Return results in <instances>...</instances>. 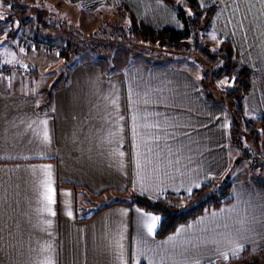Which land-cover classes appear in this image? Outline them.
<instances>
[{"label": "crops", "instance_id": "1", "mask_svg": "<svg viewBox=\"0 0 264 264\" xmlns=\"http://www.w3.org/2000/svg\"><path fill=\"white\" fill-rule=\"evenodd\" d=\"M11 1L0 0V264H226L264 250V179L235 182L230 202L163 237L159 220L148 232L159 216L129 201L134 192L190 193L230 164L226 109L192 74L154 63L123 68L99 55L64 60L26 33ZM65 1L88 10L124 4L155 30L180 24L163 0ZM196 1L218 3L209 34L216 45L228 40L248 67L247 108L264 114V0ZM67 66L60 84L42 78Z\"/></svg>", "mask_w": 264, "mask_h": 264}, {"label": "trees", "instance_id": "2", "mask_svg": "<svg viewBox=\"0 0 264 264\" xmlns=\"http://www.w3.org/2000/svg\"><path fill=\"white\" fill-rule=\"evenodd\" d=\"M163 1L171 5L176 4L178 6L181 0ZM187 1V4L189 5L188 14L185 13L186 11H184V9H178L180 7H176L178 17L182 24H184L186 27L185 31H179L173 27H164L159 30H155L150 25L139 20L134 12L126 6V23L124 24L127 26L124 29V27H117L118 24H114V31H109L113 33L114 39L111 38L110 40H114L113 45H124L125 43V45H140L151 50H159L160 52H180L184 58L187 57L193 62L199 63L201 67L200 85L203 96L212 103L221 105H224L223 103H227L228 107H230V111L226 109V135L229 146H237L241 150L243 147L242 139L244 138L248 144V147L258 153L259 146L261 143H264V115L258 114L251 118L244 117V98L250 87L249 69L245 65L235 60L233 56L232 45L228 40L218 37V43L216 47L211 48L198 37L199 33V35L211 33V22L214 13L217 10L218 4L213 3L208 6L200 7L196 0ZM12 2L13 3L11 4L10 9L11 12L22 14L23 16L20 18H22L23 22L26 23L30 18L27 15L28 11H21L19 4H16L15 0ZM14 4L17 5L16 10L13 9ZM41 13V9L39 8L35 11L36 22H39V25H47L49 26V29L50 27H57V23L51 24L53 22L52 19H49L50 17L45 14L41 15ZM45 18H48V22L45 20ZM119 23L121 24V22ZM39 25L37 24L34 30L33 28H29L33 31L32 36L35 38V40H37L36 37H38L40 34H43L45 31L38 29ZM68 31H71L72 36L76 35L73 27H70V30ZM188 35H191V37ZM55 36L59 37L58 34ZM89 36L90 35L86 34L84 37L88 39ZM187 36L190 38L189 40L186 39ZM77 37L82 38L81 36ZM23 39L28 40L27 38ZM28 41L31 42V40ZM42 42L47 41L43 40ZM44 50L54 51L51 49L50 45ZM57 51L58 55L61 56L62 59L67 60L69 57L75 56L78 49L74 47L70 37L65 36L64 44L60 47L57 46ZM151 61L153 63H157V60ZM224 77H227L229 80L228 86H221L218 83ZM241 154L242 153L240 151L238 158ZM249 154L252 156L253 152H248L246 155L248 156ZM255 161H257V159H255ZM257 162V165L261 168V176L259 178L264 179V161L258 160ZM229 185H231V181L223 184L221 187V192H226L229 188ZM209 187L214 186L209 182L192 190L190 193L166 192L162 199H152L143 194L134 192L131 194L129 201L132 204L146 211L153 212L160 217L158 227L155 231V236L163 237L172 232L178 225L186 223L197 215L215 209L222 203H227L232 200V196L229 194L226 196L223 195L221 198L217 199V191L215 196L198 205L194 209L188 212L179 211L184 205L197 198L204 190ZM180 197L185 198V203L183 206L176 205L173 202V199ZM243 254L244 253L242 252L234 256H230L228 260L233 261L242 259L244 256ZM258 263L259 262L255 260V262L251 264ZM261 264H264V260L261 261Z\"/></svg>", "mask_w": 264, "mask_h": 264}, {"label": "rangeland", "instance_id": "3", "mask_svg": "<svg viewBox=\"0 0 264 264\" xmlns=\"http://www.w3.org/2000/svg\"><path fill=\"white\" fill-rule=\"evenodd\" d=\"M20 0H16V3L18 4ZM25 7L27 6V9H29L28 16H30L29 20L26 22L27 27V34L30 33L29 28H35L37 24L40 23L36 22L35 18V11L41 9V15L45 14L49 16V19H52L51 24L57 23V27L53 28L47 25H39L38 29L45 30L43 34L39 35V38L43 39L44 41H47L51 44H54L56 47H60L63 45L65 41V36H69L71 41L74 44V47L78 49L77 56L78 57H84V56H90V55H99L100 57H107L110 58L112 62H115V64L123 65V68H126V66L133 65V64H140V63H153L151 60H157V63H154V65H158L165 68H171V69H178V70H184L187 73L192 74L194 80L197 82V86L199 87L202 95L203 92L201 90L200 85V79H201V67L199 63L193 62L187 57H183L182 53L177 52H160L159 50H151L147 47L140 46V45H121V44H115L113 45L114 40H110L114 37L111 31H114V24L118 26L117 27H125L126 24V6L124 4L114 5L111 4L109 6H100L95 7L92 10L85 9L79 2H74L67 4L65 0H22ZM187 0H181L178 4L172 5L175 8L180 7L178 9H184L186 11L185 13H189V5L187 4ZM218 4V3H217ZM126 7V8H125ZM21 9V8H20ZM31 9V10H30ZM31 14V15H30ZM33 15V16H32ZM44 15V16H45ZM17 16H14V19H17ZM176 19L179 24V28L177 30L179 31H185L186 27L184 24H182L181 20L178 17V12L176 11ZM45 20L48 22V18H45ZM51 21V20H50ZM121 22V24L119 23ZM37 23V24H36ZM70 27H73L75 31V36H72ZM18 24H14L12 29V34L14 35L17 32ZM41 32V31H40ZM55 36V35H57ZM88 34L90 35L89 38H85L84 36ZM200 34V33H199ZM198 37L203 41L207 46L214 48L216 47L215 42L213 41L210 36V34L206 35H199ZM51 35V36H50ZM77 36H81L82 38H78ZM99 36V37H97ZM191 37V35H188ZM186 37L187 40H189V37ZM95 37V38H92ZM11 41L16 42L17 37L11 36ZM107 38V39H104ZM40 39V40H41ZM114 39V38H113ZM4 40L0 41V51L2 45H4ZM123 44V43H122ZM8 45V44H7ZM41 51V50H40ZM75 55V54H74ZM185 55V54H184ZM7 59L3 58V55L0 54V62H4ZM107 61V59H106ZM22 66V65H20ZM26 65L22 66L25 67ZM54 66V65H53ZM107 68L111 69V66L109 63L105 64ZM43 72V71H42ZM64 72V73H63ZM32 73V72H27ZM54 73V75H53ZM65 73H68V66L63 68V71L59 70H49L46 72L45 75L42 76L44 78L45 76L48 78L54 77V82L51 85H57L60 84L63 81V78ZM38 82L40 80L39 77ZM219 85L228 86L229 80L227 77H224L222 80H220ZM49 89L51 87L48 85ZM249 91V90H248ZM248 93V92H247ZM246 96L245 95V111H244V117L245 118H251L258 114V112L251 111L247 108L246 105ZM222 105L225 109L230 111V107H228L227 103H223ZM226 110V114H227ZM264 115V114H263ZM242 149L240 150L237 146H229V151L231 150V159L230 164L227 166L226 171L215 181H213L212 185L215 187V190L218 191L217 193V199L221 198L223 195H231V187L232 185L240 180H248V179H256V180H263L259 177L261 176L260 167L257 165L258 160H264V143L259 146L258 153L253 151L248 147V144L246 140L242 139ZM241 151V155L238 158ZM248 152H253L252 156L249 154L246 155ZM257 159V161H255ZM228 181H231V185H229V188L226 192H221V187L223 184ZM173 202L176 205L183 206L185 203V198H175L173 199ZM185 206V205H184ZM183 206V207H184ZM264 253L261 251V253H256L254 255H250L246 257L245 259H239V260H233L229 261L226 264H251L257 260L261 264V261L264 260Z\"/></svg>", "mask_w": 264, "mask_h": 264}, {"label": "water", "instance_id": "4", "mask_svg": "<svg viewBox=\"0 0 264 264\" xmlns=\"http://www.w3.org/2000/svg\"><path fill=\"white\" fill-rule=\"evenodd\" d=\"M262 161H264V160H262ZM216 193H217V191L215 190L214 187H209L206 190H204L197 198H195L190 203H188L184 207H182L179 211L180 212H188V211L194 209L195 207H197L198 205L204 203L205 201H207L211 197L215 196Z\"/></svg>", "mask_w": 264, "mask_h": 264}, {"label": "built area", "instance_id": "5", "mask_svg": "<svg viewBox=\"0 0 264 264\" xmlns=\"http://www.w3.org/2000/svg\"><path fill=\"white\" fill-rule=\"evenodd\" d=\"M12 3L13 2L11 1L10 5ZM13 9L14 10L17 9V5L16 4H14ZM24 38H26V36ZM49 45H50L52 50L57 49V47L54 44H49V42H41V47L44 48V49H46ZM4 70L7 71V72H10V73H19L21 75H24L27 72H31L32 68L30 66L21 67V66H18V65H12V66L7 65V66L4 67Z\"/></svg>", "mask_w": 264, "mask_h": 264}, {"label": "snow or ice", "instance_id": "6", "mask_svg": "<svg viewBox=\"0 0 264 264\" xmlns=\"http://www.w3.org/2000/svg\"><path fill=\"white\" fill-rule=\"evenodd\" d=\"M47 199L49 200V202H52V198L49 196L47 197ZM159 220V217H156V216H152L151 217V223L149 224L148 226V232L151 234L153 233L155 227H156V221ZM227 258V257H226Z\"/></svg>", "mask_w": 264, "mask_h": 264}]
</instances>
